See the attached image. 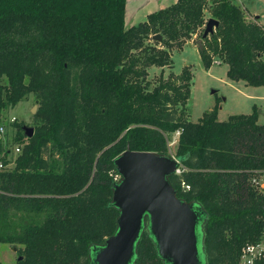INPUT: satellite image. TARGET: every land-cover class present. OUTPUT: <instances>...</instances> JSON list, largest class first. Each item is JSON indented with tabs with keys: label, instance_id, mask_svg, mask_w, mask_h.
Listing matches in <instances>:
<instances>
[{
	"label": "trees",
	"instance_id": "16d2710c",
	"mask_svg": "<svg viewBox=\"0 0 264 264\" xmlns=\"http://www.w3.org/2000/svg\"><path fill=\"white\" fill-rule=\"evenodd\" d=\"M125 10L126 0H0V111L30 95L37 105L13 167L0 145V244L18 246L15 264H89L91 247L117 230L114 159L168 156L166 138L178 132L180 173L167 180L205 214L207 264H236L264 229V192L252 182L264 170V124L256 110L220 122L218 104L191 122L189 67L154 85L148 69L170 66L171 51L214 19L202 66L216 60L229 81L264 87V27L232 0H176L129 28ZM13 214L42 220L15 234ZM132 264H164L146 228Z\"/></svg>",
	"mask_w": 264,
	"mask_h": 264
},
{
	"label": "water",
	"instance_id": "95a60500",
	"mask_svg": "<svg viewBox=\"0 0 264 264\" xmlns=\"http://www.w3.org/2000/svg\"><path fill=\"white\" fill-rule=\"evenodd\" d=\"M218 26L214 19L206 21L202 36L196 41L199 50H202L203 40L212 36ZM152 40L159 42L161 36L155 35ZM36 111L37 106H34L33 115ZM22 130L26 139L33 136L32 128ZM113 163L120 177L112 194L113 205L119 210L117 230L103 245L91 247L89 264L91 259L93 264H132L135 246L145 228L164 264H201L202 253L206 258L204 235L199 244L197 227L203 225L205 214L199 205L179 200L167 180L177 173L179 160L126 150ZM11 249L17 251L15 246Z\"/></svg>",
	"mask_w": 264,
	"mask_h": 264
},
{
	"label": "rangeland",
	"instance_id": "374dc122",
	"mask_svg": "<svg viewBox=\"0 0 264 264\" xmlns=\"http://www.w3.org/2000/svg\"><path fill=\"white\" fill-rule=\"evenodd\" d=\"M235 5L244 11L245 17L251 21L259 17V23L264 27V0H232ZM176 0H126L125 27L135 26L145 21L147 15L157 12L174 4ZM208 17V14L206 15ZM198 34L184 45L182 50L171 51L172 63L164 68L151 67L148 69V80L154 85L160 77L166 79L170 74L179 75L185 67H189L192 73L190 98L187 102L188 120L197 122L204 113L210 111L218 104L217 119L226 121L234 115H249L256 110L258 123L264 124V87L238 88L228 82L225 66H218L217 61L209 69L202 66L199 49L196 41ZM188 44V45H187ZM37 106L34 97L30 95L27 100L18 103L14 108L0 111V126L4 128V134L0 137V145L4 151H9L7 167H13V161L17 143L15 139L24 135L20 127L33 129L32 109ZM12 119L14 121L12 122ZM14 123V124H13ZM168 156L174 158L178 133L167 136ZM26 138L23 139V142ZM23 145V144H22ZM21 145V146H22ZM4 153H0V161ZM195 204V203H194ZM198 206L197 204H195ZM199 207V206H198ZM42 216L13 214L8 220V231L18 233L26 224L37 223ZM199 244H202L203 225L197 227ZM10 244H0V264H15L18 258L17 251L11 249ZM18 249V246H15ZM201 253H202V249ZM201 264H206L204 254H201ZM93 259L91 263L93 264Z\"/></svg>",
	"mask_w": 264,
	"mask_h": 264
},
{
	"label": "built area",
	"instance_id": "2783aa9c",
	"mask_svg": "<svg viewBox=\"0 0 264 264\" xmlns=\"http://www.w3.org/2000/svg\"><path fill=\"white\" fill-rule=\"evenodd\" d=\"M13 121L14 119H12V122ZM3 134H4V128L0 126V137H2ZM20 150H21V147L19 145L15 147L14 149L15 154L16 155L19 154ZM1 167H2V164L0 162V168ZM179 173H180V170L178 168L176 174H179ZM257 175L258 176L255 177L252 181L253 185H255L257 189L264 192V170L257 173ZM236 264H264V229L262 231L261 238L256 243L247 244L242 248L239 260L237 261Z\"/></svg>",
	"mask_w": 264,
	"mask_h": 264
},
{
	"label": "crops",
	"instance_id": "0c3cea01",
	"mask_svg": "<svg viewBox=\"0 0 264 264\" xmlns=\"http://www.w3.org/2000/svg\"><path fill=\"white\" fill-rule=\"evenodd\" d=\"M216 65H218V66H225L226 71H227V66L225 64H223V63L220 64L218 62V64H216ZM228 82H230V84H233L234 86H236L238 88H243V89H246L247 88V86H245L244 83H242V82H231V81H228Z\"/></svg>",
	"mask_w": 264,
	"mask_h": 264
}]
</instances>
